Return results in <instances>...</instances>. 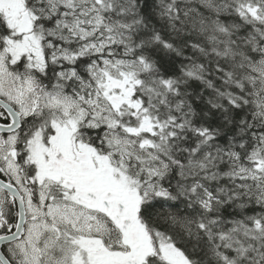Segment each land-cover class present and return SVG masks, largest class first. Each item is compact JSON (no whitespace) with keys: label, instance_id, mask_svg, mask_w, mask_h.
I'll use <instances>...</instances> for the list:
<instances>
[{"label":"snow or ice","instance_id":"1","mask_svg":"<svg viewBox=\"0 0 264 264\" xmlns=\"http://www.w3.org/2000/svg\"><path fill=\"white\" fill-rule=\"evenodd\" d=\"M0 264H264V0H0Z\"/></svg>","mask_w":264,"mask_h":264}]
</instances>
